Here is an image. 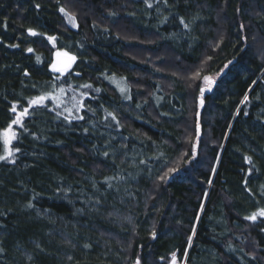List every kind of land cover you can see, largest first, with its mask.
<instances>
[{
    "label": "trees",
    "instance_id": "trees-1",
    "mask_svg": "<svg viewBox=\"0 0 264 264\" xmlns=\"http://www.w3.org/2000/svg\"><path fill=\"white\" fill-rule=\"evenodd\" d=\"M149 2L0 0V130L13 103L58 86L84 105L71 124L52 101L30 109L0 162V264H264V223L244 219L264 207V0ZM57 51L77 57L65 75Z\"/></svg>",
    "mask_w": 264,
    "mask_h": 264
},
{
    "label": "snow or ice",
    "instance_id": "snow-or-ice-1",
    "mask_svg": "<svg viewBox=\"0 0 264 264\" xmlns=\"http://www.w3.org/2000/svg\"><path fill=\"white\" fill-rule=\"evenodd\" d=\"M57 2L59 3V0H57ZM144 3L151 8L152 4L149 2V0H144ZM167 3V0H165V4ZM36 8H39L40 5L37 4L35 6ZM60 13L66 17L67 19V23H69L72 27H78V23H77V19L76 16L72 13H70L69 11H67L64 7H60L59 8ZM112 14V13H110ZM180 24H182L185 28H188L189 25L188 23L185 22L184 18L180 19ZM241 28L243 29V25H241ZM28 34L31 36H37V35H41L43 36V33H37L35 30L29 28L28 30ZM49 42L53 43V46H55V40L56 37L54 36H48L47 37ZM19 45H11V47H18ZM27 51L29 53L33 52L34 50L32 48H28ZM56 55V60L52 61L50 63V69L53 73H59L60 75H65L66 73H68L70 71V69L72 68V65L75 63L77 57L75 55H69L67 52H60L57 51L55 53ZM60 57H64L65 59L63 61L60 60ZM37 61H40V57L37 56L36 57ZM208 59L210 60L211 57H208ZM231 63V61L229 62ZM25 75L27 76L28 73L25 72ZM77 75H79V73H77ZM202 76V68L199 70H196L193 72V74L188 78L191 81H197L199 79H201ZM55 79L59 80L60 77L57 76ZM111 79V78H109ZM203 79V85L204 86H200V85H196V87L198 88L199 91V104L201 106H203L204 104V95L206 91H211L212 90V85L215 83V80L207 75H203L202 77ZM191 86V85H190ZM82 87L84 88H91L92 85L90 84H84L82 85ZM117 87L120 89V91L122 93L127 91V87H120V84L117 83ZM71 86H69L70 90ZM63 86H58L56 88H54L52 91H48V92H44L38 96L32 97V98H28L27 100V106L26 107H22L21 110L18 111L17 108V104L13 103L10 107V111L14 114L13 118L11 119V121L7 124L6 127H4L2 130H0V142H2V154H0V162H8V163H12L14 164L16 161V154L21 152V148L19 146H17L16 143L14 142H18L20 140V136L23 135L24 133H28V128L25 124V118L33 115V112H30V109L34 108V107H43V108H47L46 105V101H52L53 102V107L49 108L48 111H55L56 113V117H63V119L68 122L69 124L72 123V120H83L84 116L82 115H73L74 111L76 113H79L80 110L84 107L83 103L81 100L77 99L75 96H72L70 101L68 103L71 104V106H68V103L65 102L64 100V95L66 94L67 91ZM96 91H99V89H96ZM81 97L87 96V93H81L80 94ZM130 98V97H129ZM248 100V96L245 95L244 97V101L246 102ZM62 109V110H60ZM89 111H94L93 109L89 108ZM65 113L67 115H65ZM109 116H111V118L113 120H116V116L112 113H108ZM197 115H199V113H197ZM245 115H247V113H245ZM119 123V121L117 120V124ZM15 126V129H14ZM85 132L88 131L87 128L84 129ZM196 137L195 140L196 142L193 144L192 146V156L191 159L195 160L196 159V153H197V147L199 144V140H200V125L199 123L196 124ZM34 138L35 134H32ZM103 155L105 157L109 156V153L107 151H105L103 153ZM184 155H188V153H185ZM218 159V158H217ZM244 160L248 163V164H253L252 158L250 156H245ZM143 163V161H142ZM254 167V165H253ZM180 169L178 167H172L169 168L168 171L166 173H164L162 176H160V180L161 181H165L166 179L171 178V175L177 173ZM213 172L216 171L215 168L212 169ZM253 172L252 168H249L248 170V175L251 176ZM119 177H108L105 179V183L108 184V187L111 188L112 184L110 183L111 180L113 179H118ZM209 183H211V181H209ZM248 180L247 177L244 180V184L245 186H247ZM262 189H264V185L261 186ZM247 191L251 192L250 189H247ZM207 195V194H205ZM261 195H264V191L261 192ZM99 202V201H97ZM29 207H32L31 203L28 205ZM258 218L260 219L261 223H264V207H260L258 208L256 211H253L250 215H247L244 217L245 220L248 221H252V222H256L258 220ZM261 231H264V228H261ZM155 232L152 233L153 238H155ZM193 235H195V229H193ZM192 242V236L188 237V243L189 245ZM241 251H243V249H241ZM185 255H187V253H185ZM245 255H247V253H245ZM161 259H164L163 257H161ZM253 259H255V257H253ZM135 264H140V260L137 259ZM171 264H177V255L175 252H173L171 254Z\"/></svg>",
    "mask_w": 264,
    "mask_h": 264
},
{
    "label": "rangeland",
    "instance_id": "rangeland-1",
    "mask_svg": "<svg viewBox=\"0 0 264 264\" xmlns=\"http://www.w3.org/2000/svg\"><path fill=\"white\" fill-rule=\"evenodd\" d=\"M254 42V41H253ZM252 42V43H253ZM117 83H119L120 84V87H124V85L122 84V82H117ZM117 83H115V86H116V88L118 89V91L121 93V94H123L121 91H120V89L117 87ZM125 93V92H124ZM68 106L70 107L71 106V104L70 103H68ZM1 145H2V142H1ZM167 172V171H166ZM165 172V173H166ZM170 264H171V262H170Z\"/></svg>",
    "mask_w": 264,
    "mask_h": 264
},
{
    "label": "water",
    "instance_id": "water-1",
    "mask_svg": "<svg viewBox=\"0 0 264 264\" xmlns=\"http://www.w3.org/2000/svg\"><path fill=\"white\" fill-rule=\"evenodd\" d=\"M56 55L53 57L52 61L56 60ZM65 58L64 57H60V60L63 61Z\"/></svg>",
    "mask_w": 264,
    "mask_h": 264
}]
</instances>
